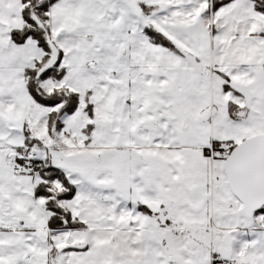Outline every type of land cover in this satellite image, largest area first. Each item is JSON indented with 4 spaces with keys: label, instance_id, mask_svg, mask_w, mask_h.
Returning <instances> with one entry per match:
<instances>
[{
    "label": "snow or ice",
    "instance_id": "1",
    "mask_svg": "<svg viewBox=\"0 0 264 264\" xmlns=\"http://www.w3.org/2000/svg\"><path fill=\"white\" fill-rule=\"evenodd\" d=\"M0 264H264V0H0Z\"/></svg>",
    "mask_w": 264,
    "mask_h": 264
}]
</instances>
